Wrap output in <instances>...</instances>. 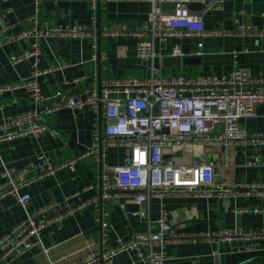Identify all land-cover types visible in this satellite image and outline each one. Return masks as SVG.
<instances>
[{
	"label": "crops",
	"instance_id": "obj_1",
	"mask_svg": "<svg viewBox=\"0 0 264 264\" xmlns=\"http://www.w3.org/2000/svg\"><path fill=\"white\" fill-rule=\"evenodd\" d=\"M216 4L220 7L207 11L204 22L207 31L217 33L202 39L172 37L165 44L157 43L158 53L163 51L164 55L157 57L156 64L164 77H226L236 63L249 67L254 74L264 72V38L235 34L243 23L264 26V0H221ZM1 7L9 10L7 20L16 29L28 27L35 9L33 0H8ZM152 8L150 0H102L94 33L43 38L39 68L53 69L38 78L43 92L51 99L57 90H81L105 80L150 76L149 63L136 55L138 35L124 32L122 26L135 28L146 22ZM40 19L53 26L91 25L90 0H43ZM200 40L204 43L202 55L196 54ZM29 47V41L0 46V122L36 105L26 88L3 89L31 76L32 60H16ZM184 49L191 51L189 56L196 55L199 59L175 66L164 65L166 56L185 57ZM77 78L78 82H74ZM47 120L51 124L48 132L0 142V173L4 165L22 168L42 157H49L53 163L75 158L91 144L95 128L105 126L103 111L90 106L62 108ZM240 124L250 133L264 134V103L256 106L255 116L241 118ZM125 152L123 146H111L103 149L100 160L90 155L79 160L74 170L64 168L34 182L27 188L31 194L29 208L62 200L75 192H79L80 200L96 198L101 191L104 165L109 166V176L115 180V167L124 162ZM164 152L166 158L177 164L213 162L215 182L227 184L229 192L153 196L142 205L130 196L120 197L117 203L106 202L103 204L104 222L108 224L106 240H103V222L97 210L100 201L93 200L87 208L50 224L42 233L41 243L9 264H64L65 257L79 258L91 250L114 245L118 237L128 238L137 232L158 228L163 209L167 210L169 222L177 232L211 236L167 244L165 263L264 264V191L259 187L264 185V142L165 146ZM89 185L95 187L86 189ZM25 214L16 197H1L0 237L23 220ZM223 233L230 235H219ZM113 264L145 263L135 250H128L118 254Z\"/></svg>",
	"mask_w": 264,
	"mask_h": 264
},
{
	"label": "built area",
	"instance_id": "obj_2",
	"mask_svg": "<svg viewBox=\"0 0 264 264\" xmlns=\"http://www.w3.org/2000/svg\"><path fill=\"white\" fill-rule=\"evenodd\" d=\"M5 1L8 0H0V46L29 41V49L16 60H32L33 69L30 77L3 89L26 88L36 105L0 122V142L26 135L39 136L50 131L51 124L47 117L66 107L90 106L101 110L105 126L103 129L96 127L88 148L70 160L53 163L49 157H42L35 164L22 168L4 165L0 173V198L13 195L26 214L23 220L0 237V264H9L21 258L42 242V233L50 224L87 208L93 200L100 201L97 210L103 222V240H106L108 224L104 222L106 213L103 211L106 202L117 203L120 197L130 196L142 205L153 196L215 192L225 195L229 192L227 184L215 182L213 162L201 160L177 164L166 158L165 146L264 142V134L250 133L240 124L241 118L255 116L256 106L264 103V72L254 74L249 67L236 63L226 77L174 75L167 78L156 64L157 57L164 55L163 51L158 53V42L165 44L172 37L202 39L208 34L217 33L206 30L204 14L219 8L216 2L221 0H150L153 8L148 20L135 28L122 26V29L138 35L136 55L149 63L151 75L146 78L105 80L100 85L81 90H57L51 99L43 92L38 79L40 75L53 70L39 68L43 53L41 40L55 35L74 37L94 33L102 0H90L91 25L75 23L56 26L41 21L43 0H33L34 13L29 18L28 27L21 29L8 22L9 10L1 7ZM194 2L203 4L201 10H191L190 5ZM166 3L171 4L172 8L166 9ZM117 30L120 31V28ZM235 34L264 38V26L243 23ZM94 45L97 47L96 41ZM197 45L196 54L202 55L203 41L200 40ZM116 145L125 147L124 162L115 167V180L109 176V166L104 165L101 191L96 198L80 200L79 192H75L62 200L36 209L29 208L31 194L27 188L31 184L64 168L74 170L79 160L90 155L100 160L103 149ZM94 187L89 185L86 189ZM259 187L264 191V185ZM75 198L79 200L75 201ZM219 235L227 237L230 234ZM204 237L211 236L177 232L169 222L167 210L163 209L158 228L137 232L128 238L118 237L114 245L91 250L79 258L65 257L64 264H113L118 254L128 250H135L145 264H165L168 259L167 244Z\"/></svg>",
	"mask_w": 264,
	"mask_h": 264
},
{
	"label": "water",
	"instance_id": "obj_3",
	"mask_svg": "<svg viewBox=\"0 0 264 264\" xmlns=\"http://www.w3.org/2000/svg\"><path fill=\"white\" fill-rule=\"evenodd\" d=\"M168 5H171L169 3H166L165 6L168 7ZM202 5L200 2H194L192 3L190 6L191 7H198V8H202ZM190 50H187V49H184V53L186 54L185 57H181V56H176V55H170V56H166L164 58V65L165 66H175V65H180L182 62H192L193 60H198L199 57L196 56V55H193V56H189L190 54ZM165 264H191L190 261H181V262H177V263H174V262H167Z\"/></svg>",
	"mask_w": 264,
	"mask_h": 264
}]
</instances>
